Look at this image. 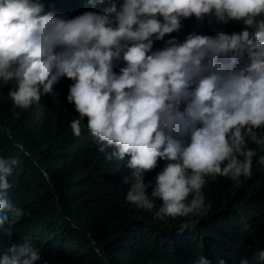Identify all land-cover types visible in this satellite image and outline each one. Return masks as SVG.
I'll return each instance as SVG.
<instances>
[{
  "label": "clouds",
  "instance_id": "1",
  "mask_svg": "<svg viewBox=\"0 0 264 264\" xmlns=\"http://www.w3.org/2000/svg\"><path fill=\"white\" fill-rule=\"evenodd\" d=\"M44 8L43 0H0V87L12 83L8 96L24 109L70 79L66 99L78 113L71 132L80 136L84 123L97 151L111 149L108 160L125 162L120 184L128 203L158 204L153 218L160 221L198 216L211 206L203 193L209 178L252 180L264 162V0H119L71 17ZM188 17L244 27L190 32L181 23ZM20 163L0 154V232L9 239L27 214L7 194ZM188 227L182 222L178 231ZM47 253L11 243L0 247V264H46L54 260ZM257 255L264 260V249ZM211 263L225 264L220 256L193 264Z\"/></svg>",
  "mask_w": 264,
  "mask_h": 264
},
{
  "label": "trees",
  "instance_id": "2",
  "mask_svg": "<svg viewBox=\"0 0 264 264\" xmlns=\"http://www.w3.org/2000/svg\"><path fill=\"white\" fill-rule=\"evenodd\" d=\"M43 2L45 13L71 17L102 11L119 0H103L95 7L87 0ZM181 23L190 32L206 27L205 33L213 36L244 27L239 21L207 17L203 21L188 17ZM118 70L119 66L114 68ZM70 83L62 77L53 93L43 94L39 102L24 109L13 105L8 96L12 83L0 87V154L21 160L8 177L7 194L27 213L13 226L10 239L0 232L2 249L11 243H31L49 251L48 260L54 257L46 264H193L202 256L209 260L220 256L225 264L242 260L264 264L257 255L264 249V162L256 165L246 184L226 185L209 178L203 193L211 206L205 213L156 220L153 212L158 204L147 210L124 199L127 185H121L120 178L129 171L125 162L108 160L106 153L111 149L97 151L84 123L80 136L72 134L69 122L78 113L66 99ZM17 143L31 155L24 156ZM260 155L264 156V145ZM41 168L50 181L43 179ZM182 222L189 227L180 232Z\"/></svg>",
  "mask_w": 264,
  "mask_h": 264
}]
</instances>
